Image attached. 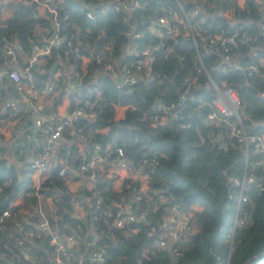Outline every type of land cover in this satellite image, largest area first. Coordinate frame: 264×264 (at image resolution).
<instances>
[{
	"label": "trees",
	"instance_id": "1",
	"mask_svg": "<svg viewBox=\"0 0 264 264\" xmlns=\"http://www.w3.org/2000/svg\"><path fill=\"white\" fill-rule=\"evenodd\" d=\"M54 1H57L59 35L62 39L59 46L52 48L50 52L57 54L62 61L80 72V79H76L77 84L69 91L70 97H75L70 100L71 106L82 104L85 100L94 101L92 107H87L94 114L93 118L77 117L71 123L74 130L84 137L89 136L99 146L100 154L108 144L106 160L116 157L111 145L120 146L125 161L132 168L138 165L142 156L147 158L148 152L155 153L157 163L143 165L141 168L142 173L149 175L147 185L149 193L152 194L151 201L155 199L153 191L156 190L168 195L171 203L184 207L192 204L199 206L198 209H193L192 216L197 229L195 227L194 232L189 235L182 256L175 261L164 250L149 251L147 256L142 254L143 247L149 241L144 234L147 224L143 221L133 222L136 231L125 233L116 229L115 239H109L111 227L103 221L101 210L92 205L90 209L97 217L94 226L99 238L88 250L104 246V264H224L229 243L227 264H248L255 257L264 254V179L262 191L256 190L255 183H251L249 189L243 191L247 197L244 207L245 222L235 226L230 242L228 239L234 220V194L238 188L234 185L226 186V180H240L243 175L247 177L250 173L261 176L259 168L253 169L250 165V160L256 155L250 154L245 160L239 148H218L215 136H212L216 128L204 121L213 95V87L209 82L211 79L217 85L223 82L235 89L240 100L239 114L244 128L264 134V80L258 73L264 72V29L260 27V23L264 25V14L261 10L257 11L255 1L243 0L238 6L236 0H219L220 8L228 10L230 19H242L243 22L239 24L230 25L220 13L214 12L213 0H205L204 4L206 13H210L209 18L197 22L190 17L204 71L196 70L198 64L195 49L191 46V37L178 34L175 41L168 38L163 40L165 44H169L170 50L156 54L151 64L153 75L150 79L125 85L120 89L115 87L114 78L101 70L100 64L91 57L82 71L79 68L80 55L91 56L97 51L102 61H109L114 66L128 41L135 44V49L158 44L160 39L147 29L148 21L162 14L164 10L176 9L175 1L139 0L141 6L129 12H116L108 8L94 20L85 16L84 5L80 2L84 0ZM183 7L188 9L189 5L184 2ZM18 9L9 21L10 25L0 26V60L3 57L1 49L4 40L12 41L16 38L23 48H27L33 38L34 23L49 26L48 17H33L29 8ZM244 21L247 23L244 24ZM133 26L140 28L142 36L129 40L126 31ZM220 27L228 32L245 30L251 37L249 42L230 48L231 56L239 62V68L227 67L220 62V48L203 47L206 39L201 35L218 32ZM105 45L109 48H105ZM124 56L123 64L132 58L127 54ZM259 58H263V61H259ZM252 64L257 67L258 72L247 71ZM182 92L186 98L180 116L169 123H160L157 112L153 114L155 103L179 102V94ZM114 104L125 105L123 117L113 119ZM7 112H0V118L6 116ZM103 128L104 131H100ZM28 170L30 173L29 168ZM17 174L12 165H6L0 159V209L7 207L8 202L18 192L25 203L33 205L28 223L23 222L24 218L22 220L13 217L10 208L9 218L0 224V264H7L5 261L10 258V253L14 254L13 250L19 253L20 248L23 249L27 244L26 240H31L33 244L40 242L33 235L27 237L21 245L15 242L20 235L14 228L15 222H19L22 228L33 231V222L41 220L35 211L37 195L30 177L20 179ZM59 177L61 175L57 173L56 165L51 169L49 177L39 184V193L43 195L48 194L51 186H56L59 191L52 198L55 211L44 216L50 227L58 232H67L64 224L71 229L79 226L83 230L82 220L70 216L69 193ZM95 188L99 190L101 209H113L115 205L124 206L130 202V196L127 195L129 193L123 187L120 191H113L106 180L95 183ZM151 201L141 194L135 204L137 209L134 210L136 213L143 211L148 221L156 220L160 223L161 207L155 212L145 209ZM10 218H13L12 221ZM39 234L47 254L34 247L35 251L31 259H28L30 264L48 263L51 250L48 236L40 231ZM78 234L82 236V232ZM76 238L78 239L77 236ZM39 254L43 255L42 263L37 262ZM12 264H15L14 260Z\"/></svg>",
	"mask_w": 264,
	"mask_h": 264
},
{
	"label": "built area",
	"instance_id": "2",
	"mask_svg": "<svg viewBox=\"0 0 264 264\" xmlns=\"http://www.w3.org/2000/svg\"><path fill=\"white\" fill-rule=\"evenodd\" d=\"M7 0H0V12L6 7ZM29 4L42 3L45 7V12L47 13L50 19V32H48L45 38L37 43L29 42L27 48H23L14 38V41L4 40L3 50L6 55L9 56L11 60L15 58V50H25L28 52L29 60L27 65L23 66L22 78L17 73L16 70L7 68L3 71H0V80L3 78H8L12 81V88L14 91L19 93V99L17 102L23 100L36 99L38 93L35 91L32 82V73L29 70L28 66L37 61L39 57L44 56L49 53L52 48L58 47L61 43L62 37L59 35V22L57 16L56 4L57 1L54 0H24ZM177 4V8L172 10H164L162 14H159L156 18L148 21L147 29L151 34L160 39L158 44H149L140 49H135V44H130L129 41L123 49V54L119 60L115 61V65L109 61H102L100 55L97 51H94V54L91 56H86L88 61L90 57L96 63L100 64L101 70L106 72L109 76L114 78L115 87L120 89L122 86L134 84L138 81L148 80L152 77L151 64L155 59V56L159 52H166L170 50L169 44L163 42L164 39H170L172 41L176 40V36L181 34L183 36L189 35L191 37V46L195 49L197 67L196 70L199 71L204 68L201 63L200 54L196 48V42L193 37L192 23L190 17L194 18L197 22H202L203 20L209 18L210 13L205 11V0H174ZM256 5L260 4V0H254ZM263 1V0H262ZM84 5V14L87 18L94 20L96 17L101 16L105 13L108 8L113 9L114 11H125L129 12L136 7H140L141 3L139 0H84L80 1ZM189 5L188 9L183 7V3ZM215 8L214 12L220 13L227 19H230V13L228 10H222L220 8L219 0H213ZM237 4V3H236ZM238 5V4H237ZM240 6V5H238ZM257 7V6H256ZM260 11V10H258ZM227 13V15H225ZM260 27L264 29V25L260 23ZM129 40L139 38L142 36L140 28L133 26L126 31ZM203 39H206L208 46H216L221 49V58L223 59V64L227 67L239 68V62L237 58L233 59L231 56L230 48L239 43L249 42L251 37L245 30H237L234 32H228L224 28L220 27L218 32H206L201 35ZM10 44V45H9ZM29 46L31 47V52L28 51ZM105 48H109L108 45H105ZM130 55L132 58L127 63H122L125 58L124 55ZM86 65V64H85ZM79 68L83 71L84 68ZM72 76L75 79H80L79 70H75L74 67H71ZM247 71L258 72V69L255 65H249ZM264 80V72H258ZM194 77H192L193 79ZM213 87V95L209 101L210 110L206 113L204 121L208 125H212L216 128V131L212 134L214 135L215 142L218 148H239L240 152L244 155L245 160H247L248 155H256L255 158L250 160V165L253 169L259 168L262 175L255 176L250 173L247 177L239 179L227 178L226 186L234 185L238 188V191L234 194L235 206H234V220L230 227L229 236L232 235L234 227L239 226L245 222V203L247 200L246 195L243 191L249 189L251 183H255L257 191L263 190L262 179H264V134L255 133L246 130L241 122L239 114L240 100L237 92L234 88L226 83H221L220 85L215 84L211 79L209 81ZM54 87L53 83L46 85L47 90H52ZM185 94L182 92L179 94V102H156L155 107L153 108V114L157 112V120L160 123H169L176 120L180 116L181 109L184 106ZM13 103L11 101L5 102L6 106H10ZM18 104V103H17ZM94 101H84L82 104H75L71 114L67 115L65 118H60L57 121H54L47 132L43 134L41 140V147L37 150L32 157L27 162V167L30 169V173H37L44 170L47 167L49 159L54 155L55 150L59 146L62 139V130L68 124L76 120L77 117H86L92 119L94 114L88 111L87 107H92ZM44 120V114L40 113L36 116L34 124L40 126ZM188 126V123L186 124ZM27 130L23 128V132ZM95 149H99L97 144H94ZM111 149L116 153L114 159L106 160L109 163V168L114 173H117L119 169H136L141 171L143 165H153L157 163L155 153H147V158L142 156L138 165L134 168L130 167L123 157V151L120 146L111 145ZM102 155L97 156V160L101 163ZM107 158V157H106ZM57 173L63 175L66 171L67 165L65 164L62 158L56 159ZM78 168L81 171L88 170V166L85 163H80ZM147 168V167H146ZM87 176L91 179L94 178V172L88 171ZM147 177L149 175L145 173ZM39 181H36L32 185L35 189V194L39 196ZM126 193H129L128 197L130 205L128 210L124 208L123 205H115L113 209H101L100 208V197L98 196L99 190L93 187L89 191V195L86 196L87 206L81 208L88 215V220L85 222L84 228L96 236V239L99 238V235L94 226V222L97 221L95 213L91 212V205L95 209L101 210L104 215L103 221L106 222L110 227L109 239H115L116 229H120L123 232H134L136 231V226L133 225V222L143 221L144 224H147V227L144 229V234L149 238L148 243L143 247L142 254L147 256L149 251L152 250H164L171 257L173 261L181 257L185 248L186 242L189 235L194 232L195 226L192 221L193 216V205L188 207L181 206L177 203H171V200L168 195L164 194L161 191L154 190L155 199L151 201V193H149L147 186V191H142L134 182L124 181L122 186ZM144 195L146 200H150L149 206L145 208L149 209L152 212L157 211V208L161 207L162 213H160L161 222L157 221L150 222L148 221L146 214L141 212H135L134 209H137L135 205L136 202L140 199V196ZM158 199V200H156ZM71 203L74 202L73 198L69 200ZM134 203V205H132ZM38 216L41 219L36 224L34 223L37 230H26L22 228V225L19 222H15L14 228L17 230L20 235L16 237V243L21 245L27 237H31L35 232H42L48 236V241L51 246V250L48 256L47 264H104L106 260V249L104 246H97L91 250H88L89 247L93 246L95 240L88 244V239L85 238V244L87 246L83 249L78 248L79 241L76 238L78 232H83L81 227L77 226L75 228L67 229V232H58L56 229L50 227L47 219L44 214L39 210ZM240 212H242L240 214ZM11 214L10 207L0 209V224L9 218ZM240 214V215H239ZM241 216V217H239ZM54 217L56 215L54 214ZM83 228V229H84ZM95 231V233H94ZM89 234H86L88 236ZM84 244V245H85ZM95 246V245H94ZM86 248V249H85ZM85 250V252H84ZM83 251V252H82ZM228 259H225L224 264H227ZM264 261V254H261L254 258V260L248 262V264H260Z\"/></svg>",
	"mask_w": 264,
	"mask_h": 264
},
{
	"label": "crops",
	"instance_id": "3",
	"mask_svg": "<svg viewBox=\"0 0 264 264\" xmlns=\"http://www.w3.org/2000/svg\"><path fill=\"white\" fill-rule=\"evenodd\" d=\"M6 2V7L0 12V26L10 25L9 21L15 11L19 10L18 8H29L33 17H48L42 3L29 4L24 0H7ZM242 2L243 0H236L238 5H241ZM256 9L257 11L261 10L264 14V0H260V4H257ZM225 15H227V13H225ZM50 24V19L49 26L41 23H34L32 26L33 38H31L30 42L37 43L42 41L46 34L50 32ZM13 41L14 39L11 45ZM204 43L205 45H203V47L207 48L208 44L206 42ZM1 50L3 57L2 60H0V71L9 67L16 70L22 78L23 66L27 65V61L29 60L28 52H25V50H15V58L11 60L4 50ZM28 51L31 52L30 46ZM234 58L233 56V59ZM259 61H263V58H259ZM88 62L86 56L80 55L79 63L82 69H85ZM28 68L32 73L33 87L38 93L36 99L17 102L20 96L18 92L13 90L12 81L8 80V78L0 80V112H3V110L8 111L6 116L0 118V159H2L6 165H12L16 169L20 179L29 176L31 184L34 185L36 181L40 183L45 181V179L49 177L51 169L56 166V159L62 158L67 167L66 171L59 179L65 186L66 192L69 193V200L70 198L74 200L73 203L69 201L71 205L70 216L82 220L83 224L87 222L88 215L81 208L87 206V193L95 187V183L106 180L111 190L120 191L123 182L128 180L134 182L142 191H147L148 177L146 174L136 169H119L117 173L112 172L111 168H109V163L106 162V150L109 145L106 144L102 154H100L99 150L94 148L95 143L92 142L90 137H84L79 132L75 131L70 124L63 128L61 142L55 150L54 155L49 159L47 167L37 173H29L27 162L34 152L41 147L43 134L47 132L54 121L65 118L67 115L71 114L73 106H71L70 100L75 97H70L69 91H71L73 86L77 83L76 79L72 76L71 66L65 61H62L57 54H53L52 52L39 57L38 60L31 63ZM38 77H40V79ZM193 80L194 78H191V81ZM49 83H53L54 85L52 90L46 89V85ZM7 101H11L13 104L6 106L5 102ZM124 109L125 105L114 104L112 111L113 119L123 117ZM40 113L44 114V120L40 126H37V130L34 134H32L31 129L34 122H28V120L35 114L38 116ZM26 127L27 130L23 132V128ZM100 131H104V128ZM98 155H102V163L97 160ZM80 163H85L89 168L88 171L94 172L95 179L89 178L84 171L78 168ZM44 190L47 189L44 188ZM58 194L59 191L56 186L49 187L48 194H40L37 196L35 211L39 210L44 215L55 211L52 198ZM192 205L193 208L198 209L199 207L197 204ZM8 206L13 211V217L22 220L24 218L23 222L28 223L27 219H29V214H31L30 211L33 209V205L30 206V204L28 205L25 203L20 192L16 193L15 197L8 202ZM129 206L130 205L126 203L124 208L128 210ZM12 219L13 218H10L9 220L12 221ZM64 225L67 229H70L69 225ZM32 227L34 230H37L34 222ZM87 231L88 232H86L84 228L82 236L79 234V236L76 235L79 241V249H83L86 246L85 238L88 239V244L96 240V236L93 232H90L88 229ZM86 234L89 235L86 236ZM9 235L11 236V234ZM33 236L34 238H38L40 242L33 244L31 240H26L27 244L23 249L20 248L18 255L14 256V254L12 255L10 253V258L5 262L7 264H12L14 260L15 264H20L21 260L27 259L28 261V259H31L34 253L33 251H35L34 247L42 249L43 252L47 254V249H43V244L41 242L42 237L40 234L35 232Z\"/></svg>",
	"mask_w": 264,
	"mask_h": 264
},
{
	"label": "water",
	"instance_id": "4",
	"mask_svg": "<svg viewBox=\"0 0 264 264\" xmlns=\"http://www.w3.org/2000/svg\"><path fill=\"white\" fill-rule=\"evenodd\" d=\"M223 18H225L224 16H222ZM226 19V21H229V24L230 25H233V24H236V23H241V22H243L242 21V19H237V18H231V19H227V18H225ZM247 23V21H244V24H246ZM220 62L221 63H223V59L222 58H220ZM36 114L33 116V117H31V118H29V120H28V122H34V119L36 118ZM37 130V126L36 125H32V129H31V133L32 134H34V132ZM229 250H230V243H229V247H228V250H227V252H226V260L228 259V256H229Z\"/></svg>",
	"mask_w": 264,
	"mask_h": 264
},
{
	"label": "rangeland",
	"instance_id": "5",
	"mask_svg": "<svg viewBox=\"0 0 264 264\" xmlns=\"http://www.w3.org/2000/svg\"><path fill=\"white\" fill-rule=\"evenodd\" d=\"M229 17H230V16H229ZM194 226H195L196 229H197L196 224H195ZM228 237H229L228 239H229V242H230L232 236H231V237L228 236ZM13 253H14L15 255H18V253H17V252H14V250H13ZM15 255H14V256H15ZM34 257H35V255H34ZM26 260H27V259H25V260H21V261H20V264H30L29 261L27 262ZM37 262H38V263H42V262H43V255H41V254L38 255V257H37ZM262 264H264V262H263Z\"/></svg>",
	"mask_w": 264,
	"mask_h": 264
},
{
	"label": "clouds",
	"instance_id": "6",
	"mask_svg": "<svg viewBox=\"0 0 264 264\" xmlns=\"http://www.w3.org/2000/svg\"><path fill=\"white\" fill-rule=\"evenodd\" d=\"M226 259V258H225ZM261 264V263H260Z\"/></svg>",
	"mask_w": 264,
	"mask_h": 264
}]
</instances>
